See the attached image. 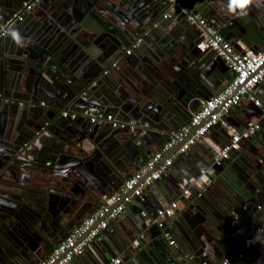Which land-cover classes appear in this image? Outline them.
I'll use <instances>...</instances> for the list:
<instances>
[{"label": "water", "instance_id": "water-1", "mask_svg": "<svg viewBox=\"0 0 264 264\" xmlns=\"http://www.w3.org/2000/svg\"><path fill=\"white\" fill-rule=\"evenodd\" d=\"M25 1L29 0H0V25ZM162 2L168 7L171 3L40 0L32 9L40 17L37 23L29 25L32 23L24 18L8 26V30L21 29L24 46L17 45L7 33L0 36V264L37 263L80 223L85 215L77 204L79 191L59 188L70 175L78 188L83 184L81 173L76 171L78 164L100 160L108 173L103 175L96 198L109 189L117 191L132 167L118 162L120 154L141 137L148 136L153 141L157 137L164 143L170 132L189 121L200 100L213 95L216 88L205 68L223 66L225 61L210 49H197L202 33L208 34V27L233 39L234 44L254 39L251 25L247 30L246 25L236 22L247 15L232 14L229 1L183 0L169 12L171 23H159ZM251 8L255 5L248 14L257 16V10ZM200 18L205 19V25L200 24ZM172 28L173 38L167 40ZM138 39V46L122 54L125 66L112 71L110 64L126 45ZM52 56L61 65L71 64L67 77L50 68L53 61L48 58ZM63 112L67 115L63 116ZM73 112L75 118L70 117ZM244 112L250 121L263 115V107ZM99 114L110 115L112 120L90 121ZM117 139L122 140L121 144H116ZM262 148L248 153L256 169L235 165L234 153L215 160L217 150L210 151L205 166L213 172H207L208 177L198 186L201 190H193L186 199L191 201L196 192L198 195L226 184L222 176L235 182L239 179L243 185L221 217L205 214V224L211 225L208 233L200 229V236L199 231L181 229L174 236L170 234L166 223L177 216L175 210L164 216L160 224L156 217L148 223L146 214H141L140 219L129 224V242L106 245L104 230L100 239L90 243L96 252L93 264L112 255H120L121 264H152L153 261H142L145 249L154 256L156 252L163 253L165 261L160 260V264H222L225 256L236 261L237 254L244 255L249 264H264V243L260 239L264 229L258 228L264 227L260 221L264 217ZM241 150L238 147L231 152ZM231 171L234 176L229 174ZM25 174L32 176L31 182L23 180ZM166 174L169 176V171ZM216 177L218 185L210 186ZM145 191H153L152 185ZM225 193L231 195L233 191L229 188ZM202 195L205 197L204 192ZM143 198L144 195L136 196L132 202L140 203ZM165 233L170 235L169 241L178 237L185 247L173 241L168 245Z\"/></svg>", "mask_w": 264, "mask_h": 264}, {"label": "crops", "instance_id": "crops-1", "mask_svg": "<svg viewBox=\"0 0 264 264\" xmlns=\"http://www.w3.org/2000/svg\"><path fill=\"white\" fill-rule=\"evenodd\" d=\"M52 2H58L59 0H49ZM229 1V0H224ZM48 5V4H47ZM49 7V6H48ZM170 7V6H169ZM168 5L164 2H162V9L160 10V13L158 15L159 23H171L173 17H167L163 18V14H165L168 9ZM256 7L251 9H256L257 16L260 17L258 20L257 16L253 15L250 16L248 14L245 18H242L241 20H236V22L240 23V26H245L244 29H250L248 26L251 25L253 30H251L252 34L254 35V39L249 43H233V39L224 37L221 33H219L217 30H215L220 36H222L224 39H226L230 44L233 46L234 50L241 51L244 49H251V50H259L264 46V7ZM33 7L28 10L24 16V18H28L29 21L33 25L37 23L40 19L38 15L33 13ZM250 13V10L249 12ZM250 18V19H248ZM205 20V19H204ZM257 20V22H256ZM87 22V21H86ZM250 26V27H251ZM31 27V26H30ZM19 32H21V29H17ZM175 32V29L170 30V34H168V39L171 40L173 38V33ZM151 42H154L155 39H150ZM141 43V40L138 39L137 41L130 42L128 45L125 46L122 53L118 55V57L115 59L117 62V65L114 67L112 66V63L110 64V67L112 68V71L120 70L122 67H124V60H123V52L127 49H132L134 46H138ZM253 46V47H252ZM78 47H81L80 45ZM82 48V47H81ZM96 50H98L96 48ZM78 52V48L74 49V54ZM74 56V55H73ZM52 59L53 64L50 63L51 69H56L58 71H62L63 75L67 77L69 73L68 67H71V64L61 65L56 58L53 56L48 58ZM118 68V69H117ZM211 73V74H210ZM205 74L211 75V85L214 86L216 89L212 90L213 95L217 93L231 78L232 71L228 64L225 62L223 66L215 65L211 70L208 68H205ZM255 96L260 101V105H255L252 101H250L247 97H243L240 103L232 108L227 116L224 118V122H218L202 137H200L195 144L191 147L190 150H188L186 153L178 154L175 156L172 165L168 168L167 171H169V176L166 174V172L160 177V179L156 180L152 184L153 191L146 192L143 191L141 194L144 195V198L140 200L139 202H130L126 204V207L124 209V212H122L121 216H118L115 220H112L109 222L108 226L106 227V232L103 234L105 236V244L107 245H117V244H124L129 242V236H128V230H129V224L134 221L135 218H139L142 216V212H144L147 216L146 221L153 220V218L156 217V210L159 208H163L168 206L172 202H176L177 206L175 211H178L177 216L170 222V224L166 223V229L171 232L174 235H176L181 229L182 231L185 229H189L191 231L196 230L200 232V236L203 234V231L205 233H208V228L211 227L210 223L205 224L206 221V215L207 213H210L214 217H221L223 214V210L227 209V203L231 202V198H233V195L238 194L237 190L240 189L243 185V183L237 179L235 182L234 179L229 177H223L224 182L226 184L221 185L220 187H214L210 191H201L197 195V192L195 194V197L193 200L186 199L187 196L191 195L190 193L193 190H201L198 186L201 184V182L206 179L207 172L211 173L213 172V169L211 167H206L205 162L208 159V155L213 151L217 150V154L215 155V158L218 155L219 150L221 147L229 141L230 135L235 132H241L247 128V125L257 124L258 128L250 133H255L251 138L248 136L247 138H243L239 141L238 147H242L241 151L237 152H231L234 150H231L230 153H234L233 163L235 165H242L244 167H250L253 166L254 169L256 167L254 166V162L252 160V156L249 153L250 150H258L263 149L262 146H264V78L259 83V85L255 88ZM212 95V96H213ZM202 100H200L201 102ZM200 106V105H199ZM198 106V107H199ZM255 106H261L263 107V115L261 117H253L250 121H248L246 113L244 111H251L252 109H255ZM75 113V112H73ZM193 113V112H192ZM122 125L126 123H121ZM260 125V126H259ZM174 131L170 132L167 135L166 140L169 138V136ZM81 136V135H80ZM83 137V136H82ZM145 138V139H144ZM139 138V142L136 144H133L131 146V149L125 150L120 156L118 157V162H124L126 165H132V167H129L128 173L126 174V178L134 171L136 170L141 164L144 163V161L148 158L149 155H151L153 152L158 150L163 143L159 142V138H155V141L151 139V137H144ZM85 141V139H83ZM120 139H117L116 144H121ZM120 147V146H119ZM149 152V153H146ZM175 151V148L170 150L167 155H171ZM211 151V152H210ZM142 159L143 161H139ZM216 160V159H215ZM214 162V161H213ZM212 162V164H214ZM76 171H79L81 173V180L83 181V184L79 185V188L74 185L75 178L70 175L67 179H65V183L60 185V189L63 191H69L71 187L75 188L78 193L77 197V204L81 205L82 212L86 217L98 204L101 203L103 198L107 196L110 193H113L114 191L109 189L108 192L102 194L100 197L96 198L95 196L98 195L99 188H102L101 183L103 182V175L105 174L108 176V173L104 172L102 168H104L101 165L100 160L97 162L95 160H86L84 162H81L78 164ZM204 170V172H202ZM115 174V173H114ZM231 176H234V172L231 171L229 173ZM18 175V174H16ZM24 179L20 177L19 179H23L26 183L27 180H32V176L29 174L23 175ZM29 182V183H30ZM212 183H215L218 185V178H213L211 180L210 186H212ZM178 185V189L176 187ZM106 186H109L108 184ZM235 186V187H234ZM69 188V189H68ZM87 190H86V189ZM231 188L233 191V194H227V189ZM82 190V191H81ZM187 190V192H185ZM93 191V192H92ZM221 191L223 194H221ZM225 191V192H224ZM202 192H204L205 197H203ZM75 198V194H72ZM92 196V197H91ZM92 200H89V199ZM201 199V200H199ZM83 201V203L81 202ZM81 202V204H80ZM158 202V203H156ZM76 205V203H74ZM157 204V205H156ZM91 208V209H90ZM141 213L139 214V211ZM83 217V218H84ZM82 218V219H83ZM260 221L264 222V217L260 218ZM208 225V226H207ZM74 227V226H73ZM72 227V228H73ZM71 228V229H72ZM258 228H264L262 226ZM203 231H201V230ZM186 231V230H185ZM257 234L260 232L256 231ZM103 233V232H102ZM98 237V239L101 238V235ZM170 233V234H171ZM216 233V230H215ZM165 237V240H168V233ZM215 235V234H214ZM172 241L174 244L176 243L179 247H185L186 244H184L181 240L178 239V237H172ZM260 238V237H259ZM262 243H264V231L262 232V238H260ZM126 240V241H125ZM168 245H170V241L168 240ZM104 247V246H103ZM164 247V246H163ZM51 251V250H50ZM81 254L82 256H77ZM96 256L95 249L92 248L91 244L86 246L80 253L76 254L72 260L68 264H93V257ZM164 254L160 252H156V256H154L151 251L148 249H145L144 253H142V261L152 262V264H160V260L165 261ZM112 258H119L121 264V256L120 255H112L109 259H104L101 261L100 264H108L110 262V259ZM228 259L231 263L235 264H249V262H246V258L242 254H237L236 261H234L233 258L229 256H225L223 259L222 264L224 263V260ZM229 262V263H230ZM164 263V262H163ZM228 263V264H229Z\"/></svg>", "mask_w": 264, "mask_h": 264}, {"label": "built area", "instance_id": "built-area-1", "mask_svg": "<svg viewBox=\"0 0 264 264\" xmlns=\"http://www.w3.org/2000/svg\"><path fill=\"white\" fill-rule=\"evenodd\" d=\"M39 1L29 0L23 2L22 7L14 12L12 17L4 24L0 25V36H4L7 33L8 26L13 21L23 20L26 12ZM169 1L171 2L170 7L163 14V18H167L169 12L179 7L183 0ZM199 22L205 25L203 18H200ZM207 32L208 34L202 33V39L196 45L197 49L200 52L210 49L221 56L232 71L230 80L213 96L202 100L188 122L173 132L158 150L149 155L144 163L124 180L117 191L105 196L100 204L84 217L80 223L75 225L43 259L35 264H68L76 254L80 253L100 236L109 222L115 220L124 211L126 204L130 203L134 197L140 196L143 191L168 170L176 155L186 153L214 124L224 122L225 116L240 103L244 96L255 105H260V101L256 98L254 91L264 78V46L256 51L251 49L236 51L230 42L220 36L215 30L208 27ZM130 51V49H127L125 53L128 54ZM116 65L117 62L114 61L112 66L115 67ZM62 114L63 116L67 115L66 112ZM75 116V113L70 114L71 118H75ZM97 120L111 121L112 118L110 115L104 117L101 114L90 118L91 122ZM112 125L116 126L117 122L113 121ZM193 127L197 128L191 135L186 137ZM257 128V124L250 123L245 130L232 133L229 141L218 152L216 160L218 158H226L231 150L238 148L241 139L247 138ZM180 142L179 147L168 156L167 153ZM176 206V202H172L166 207L157 209L155 221L160 224L161 219L164 216L171 215ZM142 214L145 213L142 212ZM263 229L259 228V230ZM170 243H172V240H170ZM119 262V258H112L108 264H119ZM227 262L228 259H225L224 263Z\"/></svg>", "mask_w": 264, "mask_h": 264}, {"label": "clouds", "instance_id": "clouds-1", "mask_svg": "<svg viewBox=\"0 0 264 264\" xmlns=\"http://www.w3.org/2000/svg\"><path fill=\"white\" fill-rule=\"evenodd\" d=\"M253 5H255L256 7L264 6V0H229L228 9L232 14H235L237 16H246L248 15L250 7ZM7 34L11 36V38L17 45L24 46L21 43V34L17 29L10 28Z\"/></svg>", "mask_w": 264, "mask_h": 264}]
</instances>
